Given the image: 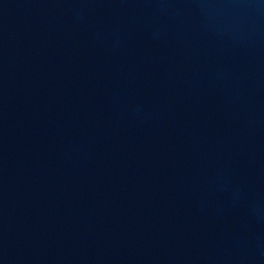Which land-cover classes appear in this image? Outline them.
Returning a JSON list of instances; mask_svg holds the SVG:
<instances>
[{"label":"water","instance_id":"obj_1","mask_svg":"<svg viewBox=\"0 0 264 264\" xmlns=\"http://www.w3.org/2000/svg\"><path fill=\"white\" fill-rule=\"evenodd\" d=\"M0 264H264V0H0Z\"/></svg>","mask_w":264,"mask_h":264}]
</instances>
